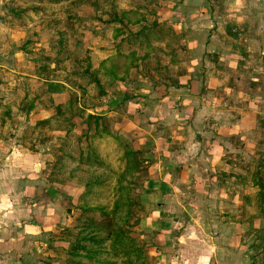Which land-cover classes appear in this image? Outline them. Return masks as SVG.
<instances>
[{"label":"crops","instance_id":"obj_1","mask_svg":"<svg viewBox=\"0 0 264 264\" xmlns=\"http://www.w3.org/2000/svg\"><path fill=\"white\" fill-rule=\"evenodd\" d=\"M157 5L162 15L155 18L183 40L172 46L186 60L181 74L124 82L89 105L76 93L73 109L60 99L69 85L43 77L46 63L30 58L31 38L21 41L25 33L0 11V264H39L53 254V233L60 250L74 206L88 194L83 173L99 169L81 161L82 143L94 142L112 162L118 142L131 139L143 170L135 193L147 215L142 229L153 233L143 238L157 245L164 264H264V223L252 218L257 205L241 206L229 175L242 151L236 140L250 150L264 134V0ZM35 80L41 93L23 94L24 81ZM44 98L52 108L40 105Z\"/></svg>","mask_w":264,"mask_h":264},{"label":"rangeland","instance_id":"obj_2","mask_svg":"<svg viewBox=\"0 0 264 264\" xmlns=\"http://www.w3.org/2000/svg\"><path fill=\"white\" fill-rule=\"evenodd\" d=\"M159 1L6 0L8 4L0 7V11L4 8L1 15L9 17L6 20L8 26L25 33L21 41L28 36L31 38L27 40L33 49L30 58L36 63H46L44 66L47 68L40 70L43 77L60 78L69 85L60 92V99H66L73 109L76 93L81 95L83 105H89L96 98L101 101L106 93L115 92L117 86L124 82L141 78L156 81L181 74L186 61L184 56L177 53L178 69H174L173 65H169L167 51L173 49L172 46L180 48L183 40L170 35L161 43L154 38L158 28L152 23L155 16L159 18L162 15L158 11ZM16 13L21 15L17 17ZM122 14V21L115 20ZM167 22L161 27H170ZM6 27L3 26V29ZM142 27L151 30L148 45L145 44L147 32L139 31ZM177 34L180 35L181 31L178 30ZM170 41L169 47L164 48L163 43ZM155 45L161 51L150 47L143 50V46ZM143 55H146L145 59L141 58ZM41 88L40 81H24L23 94L36 95L41 93ZM42 101L40 105L44 109L52 108L45 98ZM69 110L66 107V111ZM255 140L259 142L253 148L248 142L250 150L243 148L244 138L236 140L242 151L240 156L236 155L239 159L237 172L229 175L236 178L240 186L241 206L257 205L252 218L255 216L256 220L264 223V198L260 197L261 191H264V134L257 135ZM122 141L114 148L112 162L108 156H103L105 150L93 155L98 163L105 161L109 167L103 165L86 173H83V167H78L83 168L80 172L89 177L84 181L88 197L85 196V201L74 206L75 215L70 230L66 232L68 239L64 245L58 249L57 233H53L49 243L53 254L46 253L39 264H164L157 245L150 238H143L153 233L142 229L147 215L142 212L143 207L135 196L141 184L137 173L143 171L138 150L133 139L127 140L134 152V155H129L133 165L127 171L126 163L121 165L119 148L125 144ZM82 144L87 150V142ZM104 145L96 144L98 149L109 147L108 143ZM94 146V142L91 143L90 147ZM228 156L230 161L235 160L233 155ZM229 187L234 188L233 184ZM255 193L257 199L254 198ZM250 215L241 213V217L246 219H250Z\"/></svg>","mask_w":264,"mask_h":264},{"label":"trees","instance_id":"obj_3","mask_svg":"<svg viewBox=\"0 0 264 264\" xmlns=\"http://www.w3.org/2000/svg\"><path fill=\"white\" fill-rule=\"evenodd\" d=\"M56 1H60V0H56ZM21 14H17L16 13V16L17 17H19ZM156 17V16H155ZM115 20H119V21H122L123 20V14H122V17H120V16H118V17H116V19ZM155 21H153V23H152V25L155 27H157L158 28V30H157V32L155 33V36H154V38H155V40H157V41H160L161 43L163 42V39L165 40L168 36H170V35H172V36H174V31H173V29L171 28V27H168V28H162L161 26H163L162 25V23H160V22H158L157 21V19L155 18L154 19ZM140 32H147V33H145V38L147 39L146 40V45H148L149 44V39H148V35L151 33V30L150 29H148V27H142L140 30H139ZM156 41V42H157ZM163 45L165 46L164 48H166V47H169V45H170V43L169 42H165V43H163ZM149 47L151 48V49H154L155 48V50H158L159 49V47H157L156 45H155V47H151V46H143V50H147V49H149ZM158 51H161V49L160 50H158ZM167 55H170L169 57H170V59L171 60H174L173 58H176V56H177V53L175 52V50H173V49H170L169 51H167ZM141 58H143V59H145L146 58V55H143ZM174 62H177L176 60L174 61ZM94 119H95V121H97L98 120V117H93ZM88 145V144H87ZM123 154H122V156H121V159L123 160V162H124V164L126 163V170L127 171H130L131 170V166L133 165V162H132V160H130V158H129V155L131 156L132 154L134 155V152L132 151L133 149H130V147H129V144L128 143H125L124 144V146H123ZM87 150H85V152H82L81 151V153L79 154L80 155V159L83 161V162H85V163H87V164H89V162L91 161V163H92V165H94V163H96V165H98V167H101V166H103V165H105L104 164V162L101 160V162L100 163H98L97 161H96V159L93 157V155L94 156H96V154H98V151L97 150H95L94 148H91L90 146H88L87 148H86ZM90 153V154H89ZM106 167H109V165H105ZM262 192V195H260V197L261 198H264V191H261ZM127 196V195H126ZM127 199H128V196H127ZM127 239H131V238H127ZM139 244V243H138ZM138 253H140V252H138Z\"/></svg>","mask_w":264,"mask_h":264}]
</instances>
